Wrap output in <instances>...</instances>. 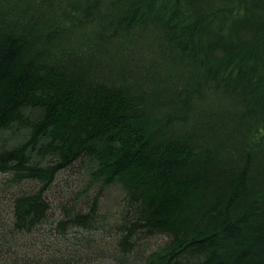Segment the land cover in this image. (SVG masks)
Segmentation results:
<instances>
[{"label": "trees", "instance_id": "16d2710c", "mask_svg": "<svg viewBox=\"0 0 264 264\" xmlns=\"http://www.w3.org/2000/svg\"><path fill=\"white\" fill-rule=\"evenodd\" d=\"M105 263L264 264V0H0V264Z\"/></svg>", "mask_w": 264, "mask_h": 264}, {"label": "rangeland", "instance_id": "374dc122", "mask_svg": "<svg viewBox=\"0 0 264 264\" xmlns=\"http://www.w3.org/2000/svg\"><path fill=\"white\" fill-rule=\"evenodd\" d=\"M70 173H65L59 177V182L57 183V186L53 189L52 193L50 194V197L54 201V199H59V196L61 195L62 190H67L66 186L70 185L74 182L76 177L70 178ZM70 187V186H69ZM73 187V186H72ZM104 196H102V214H111L116 210V204L118 200L122 197V194L119 192L118 189H107L105 190ZM162 238H153L148 241L147 245L150 249L158 247L162 243ZM106 264V263H105Z\"/></svg>", "mask_w": 264, "mask_h": 264}]
</instances>
